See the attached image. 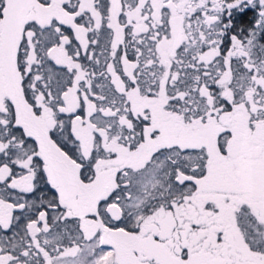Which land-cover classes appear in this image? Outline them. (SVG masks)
<instances>
[{
    "label": "snow or ice",
    "instance_id": "obj_1",
    "mask_svg": "<svg viewBox=\"0 0 264 264\" xmlns=\"http://www.w3.org/2000/svg\"><path fill=\"white\" fill-rule=\"evenodd\" d=\"M0 264H264V0H0Z\"/></svg>",
    "mask_w": 264,
    "mask_h": 264
}]
</instances>
